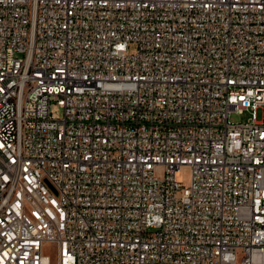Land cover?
<instances>
[{"label":"built area","instance_id":"2783aa9c","mask_svg":"<svg viewBox=\"0 0 264 264\" xmlns=\"http://www.w3.org/2000/svg\"><path fill=\"white\" fill-rule=\"evenodd\" d=\"M0 264H264V0H0Z\"/></svg>","mask_w":264,"mask_h":264},{"label":"rangeland","instance_id":"374dc122","mask_svg":"<svg viewBox=\"0 0 264 264\" xmlns=\"http://www.w3.org/2000/svg\"><path fill=\"white\" fill-rule=\"evenodd\" d=\"M129 51L131 53L136 52L137 51V45L135 43H131L130 48H129ZM54 111L58 115H62V110L60 109V107H56ZM233 116L238 121H247L248 120V117L251 116V113H249L247 111L245 114H242V115L234 114ZM257 118L258 119H262L263 118V110L261 108L257 110ZM178 176H179V179L184 180V178H185L184 177L185 176L184 171H180V173H178Z\"/></svg>","mask_w":264,"mask_h":264}]
</instances>
